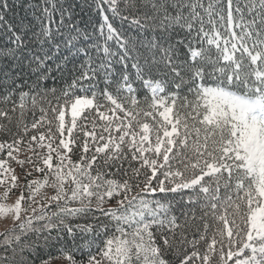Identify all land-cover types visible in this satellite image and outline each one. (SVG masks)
Segmentation results:
<instances>
[{"label":"snow or ice","instance_id":"snow-or-ice-1","mask_svg":"<svg viewBox=\"0 0 264 264\" xmlns=\"http://www.w3.org/2000/svg\"><path fill=\"white\" fill-rule=\"evenodd\" d=\"M107 2L112 12L116 13V0ZM234 2L226 0L225 14L224 7L217 11L211 2L205 8L199 0H151V13L140 16L137 0H127L131 22L139 28L171 33L178 26L188 33L186 38L177 39L175 43L168 39L163 43L153 40L145 45L151 55L144 56L143 63L138 54L136 63L132 65L137 69L136 78L151 92L150 100L145 98L146 108L140 111L126 107V104H131L139 108V101L131 95L135 89L127 75L114 81L115 92L110 90L114 61L109 56L117 54L109 53L107 41L115 38L119 42L123 49L119 53L122 64L133 50L126 40H120L111 23L101 25L99 29L103 34L104 28H107L103 46L105 56L100 61H94L88 47L81 46L82 41L90 39L88 33L82 34L79 27L74 26L67 36L64 35L63 19L55 32L49 26L54 23L51 16H47V23L43 17H38L39 33L33 30L31 22L26 24L23 20L19 35L9 26L8 30L14 36L13 43L18 49L26 48L25 38L29 32L39 45V51L33 52L27 63V69L34 77V88L30 87V91L38 92L42 86L47 87L42 85V81L48 79L53 71L47 62L59 53L62 46L68 53L63 57L65 63L80 53L87 57L80 62L77 74L68 85L69 89L79 85L83 94L63 91L64 104H58L52 112L58 121L56 130L61 136L65 131L71 136L78 117L87 118L89 112L95 113L92 130L88 131L85 125L83 136L90 137L94 143H101L95 144L91 156L82 154L77 161H73L59 149L62 146L71 152L69 145L75 144V138L68 142L60 139L54 148L55 133L52 132V122L48 121L49 143H43L45 133L39 134L38 141V147H46L47 154L37 153V161H29L35 171L44 174L43 180L29 181L21 187L17 183L18 177L13 174L10 187L0 198L6 200L12 188H20L13 205L0 203V217L6 218L11 214L13 220L12 229L3 234L0 264H48L40 255V237L35 234L53 228L66 231L73 238L77 231L84 236L91 234L93 241L101 231L104 232L102 246L97 245L96 253L89 247L85 253L86 260L81 264H171L168 253H178L186 245L196 249L200 241L206 245L203 254L197 250L188 253L185 249L178 264H194L196 259L202 264H229L230 261L232 264H264V0L250 5L245 3L244 7L250 13L259 8L248 21L239 4L233 9ZM68 7L71 8V5ZM198 9L207 13L209 23H212L213 14L224 21V31L213 25L210 37ZM8 10L6 0L0 3V11L4 13L0 15V23H3ZM44 11L47 12V9ZM234 11L238 15H234ZM129 18L122 17L125 20ZM236 28L240 29L239 33ZM194 44L200 45L199 50ZM205 44L208 47H204ZM212 45H215V58ZM95 50L100 51L101 46L96 45ZM237 52L239 57L235 55ZM221 60L228 62L226 67L220 66ZM16 68L23 70L22 62ZM16 68L0 70L6 78H13V85ZM61 69L62 65L58 63L55 70ZM101 78L106 87L97 92L93 82ZM125 91L130 95H122ZM25 95L28 93L21 92V100ZM69 105L71 127L66 129L65 115ZM20 107H24L23 103ZM117 113H122V116ZM0 116L7 117V113L0 112ZM141 116L151 117L152 123L139 119ZM44 119L42 115L40 121L33 122L32 129H36ZM96 119L105 121L99 133L96 131ZM23 132L27 134V126ZM113 132L117 135L113 136ZM153 134L154 142L151 139ZM31 141H37V137L33 135ZM21 142L22 137L14 138L7 145L8 157L16 159L13 152L18 150ZM4 147L5 144L0 143V149ZM29 147H32L31 142ZM89 151V142L85 140L82 152ZM53 152L58 158L55 164ZM129 159L139 162L138 168L129 165L131 177L123 167ZM17 163L22 165L24 162L17 160ZM105 168H116L123 177L129 178L108 179ZM0 169L9 171L3 161H0ZM141 169L149 170L142 181L139 179ZM158 171L164 179H158L153 185L152 180L157 179ZM26 175H31V172ZM222 182L225 189L223 196L220 195ZM233 182L235 197L230 194ZM4 183L6 181L0 179V185ZM32 185L38 186L37 191L50 187L54 194L37 201ZM25 189L29 192L27 198ZM189 189L188 204L196 205L201 196L205 201L198 218L199 225L194 212L182 211L184 223L181 224L178 217L169 215L170 205L147 199L149 194L153 197L157 193L181 194ZM25 199L30 201L28 207L33 213L27 223L21 220V212L28 211V208H22ZM36 203L40 204L39 211L32 207ZM69 203L78 206L69 207ZM108 204L112 206L106 207ZM49 205H54L50 214ZM209 216L222 225L214 229L210 240ZM70 217H81L86 222L66 223ZM33 220L44 223L36 228ZM189 220L195 227L193 235L198 234V239H188ZM16 229H19L18 233ZM43 239L47 247L51 233ZM66 258L75 264L70 255Z\"/></svg>","mask_w":264,"mask_h":264},{"label":"trees","instance_id":"trees-1","mask_svg":"<svg viewBox=\"0 0 264 264\" xmlns=\"http://www.w3.org/2000/svg\"><path fill=\"white\" fill-rule=\"evenodd\" d=\"M5 2V0H0V3ZM9 5V10L5 15V19L3 23H0V70L16 68L18 63L23 64V70L20 68H16V77L15 85H13V78H6L3 75V72L0 71V112H6L7 117L0 116V143L5 144L3 149H0V161L5 162V168L9 169V171L5 172L3 169H0V179H4L6 183L0 185V198L3 197L4 191L6 188L10 187V177L11 175H16L18 177L17 183L21 185V187L25 186L27 182L33 180L42 181L44 178V174L35 171L33 167V163L29 161L36 162L38 157L37 153L47 154V148H39V134L45 133L46 139L43 141L45 145L49 143L47 139V132L50 125L48 121H51L52 132L55 133L53 136V147H56L60 139H64L65 142L75 138V144H70V148H72L71 152L64 150L61 146L59 149L64 155L70 157L73 161H77L79 157L83 154L85 156H91L94 151L95 144L101 143L100 141H96L95 143L91 141L90 137H84L83 131L85 130V125L87 126V130H92V120L95 118V113L89 112L87 114V118L85 116L78 117L77 126L73 129L71 136H69L68 132L65 131L64 135L61 136L60 133L56 130V125H58V121L54 118V113L52 112L53 108H56L59 105L64 104V96L62 95L63 91L67 90L70 94H83L79 91V85L74 89H69L68 85L72 82L74 75L77 74L79 69V64L82 60L87 59L83 53H80L74 57H70L68 62L63 61V57L67 55V50L61 47L59 53L53 56L52 60H49L47 63L51 69H53L50 77L44 81H42V85H46L47 87H41L39 91H30V87L34 88L33 80L34 77L31 76V73L27 69L28 58L33 52L39 51L38 42L35 38L31 37V32H29L28 37L25 38L26 48L18 49L16 44L13 43V32L9 31L8 28L11 26L16 35L20 34V23L23 20L26 24L31 22L34 26L33 30L39 33L40 30V19L38 17H43L45 19V23H47V16H51L54 23L49 25L53 32L56 31V28L61 21L64 20V26L62 31L65 36L69 34L70 29L74 26H78L81 30V33L84 32L90 35V39L88 41H82L81 46H87L88 51L92 56L94 61H100L104 58L105 54L103 52V46L105 45V38L107 35V28H104L103 34L99 31L101 25L106 24L107 22L104 19V14L108 18L109 23L112 24L113 28L116 30L117 36H119L120 40H126L128 42L129 48L133 49L128 56V59L124 62V64L119 62V53L123 51L120 48L119 42L117 39H112L107 41V46L109 48V53H116L115 56H109L110 59L114 61L113 68L114 74L112 77L113 83L110 86V90L115 92L116 84L114 81L120 79L122 75H127L130 78V82L133 84V88L135 92L131 95H134L135 98L139 101V108H135V106L131 104H126V107L130 109H134L135 111H140V109L146 108L145 98L147 97L149 100L151 98V92L149 89H146L142 86L141 82L136 78L137 69L132 65L136 63V58L139 54L140 62L143 63L144 56H150L151 53L148 48L144 47L148 45L150 42L155 40L157 43H163L165 40L171 39L172 43H175V40L186 38L188 33L185 29H181L178 26L175 27L174 31L171 33H163L159 29L153 31L151 28L141 29L137 25L131 22V14L129 8L126 7L127 0H116L117 12L113 13L111 8L109 7V3L107 0H104L102 3L101 0H6ZM205 8L211 2L215 6V9L218 11L220 8H225L226 14V0H199ZM257 2V0H235L233 4V9L237 4L240 5L243 15L246 21L251 20L252 17L259 11V8L255 10V12L250 13L248 8H245V3L249 5L251 3ZM137 3L140 8L139 15L143 16L144 13H151V0H137ZM71 5V8L68 6ZM47 9V12L44 10ZM63 11V16H61V12ZM201 12V15L204 19V29L206 32L210 33L211 37V29L213 25H215L221 32L224 31L223 25L224 21L219 20V17L215 14L212 15L211 21L209 23V16L204 12L203 9H198ZM135 12V9L132 10ZM185 14H187V10H185ZM234 15H238L233 12ZM0 15H4L2 11H0ZM123 16H129L130 18L125 20L122 19ZM236 32H240L239 28L235 29ZM209 37V38H210ZM100 45L101 50L96 51L95 46ZM223 47V44L221 45ZM196 50H199L200 45L194 44ZM204 47H208L206 44ZM212 55L215 58L216 51L215 45L211 46ZM237 57L240 56V53L237 52L235 54ZM19 57V60L17 59ZM62 65L61 70H55L57 64ZM247 64V61H245ZM228 62L223 60L220 61V66H227ZM255 67V66H252ZM75 69V71H74ZM219 75V73H217ZM162 78V77H158ZM253 79L255 77L253 76ZM96 85V91L99 92L101 89H104L106 85L103 82V79H98L93 82ZM54 89V91H53ZM21 92L28 93V95L23 96L21 100ZM124 96L130 95L126 91L122 93ZM161 95H164L162 93ZM191 98V97H190ZM23 103L24 107L21 108L20 105ZM14 109V110H13ZM43 109V112L41 111ZM103 110V109H102ZM44 115L45 119L41 122L40 125L36 129H32L31 125L35 121H40L41 116ZM111 115V113H109ZM118 116H122V113H117ZM139 119L147 120L149 123H152L151 117H139ZM157 119L159 117L157 116ZM97 128L96 131L99 133L101 131L100 126L105 123V121H100L96 119ZM65 125L66 129L71 127V110L70 105L66 111L65 115ZM27 126L28 132L25 134L23 132V128ZM13 134H16L15 136ZM35 135L37 137V141H31V137ZM117 135L113 132V136ZM107 136V133H105ZM22 137V142L18 146V150L13 152V155L16 159H11L8 157L7 152L9 151L7 145L13 142L14 138ZM85 140H88L90 151L88 153H83V144ZM29 142H31L32 147H29ZM146 155L151 156V153H146ZM53 163H58V158L56 153H52ZM17 160L23 161L24 163L21 165L17 163ZM99 163V161L97 162ZM139 167L138 161H131L130 159L124 162V170L128 171L129 177H131V168ZM42 165V162H41ZM47 171V170H46ZM105 173L108 175L106 178L108 179H124L129 177H123L121 172L117 171L116 168H105ZM147 169H141V175L139 179L142 181L144 179V174ZM31 172V175H26V173ZM227 175V173H225ZM158 179H164L160 174V171L157 172V179H153V185L157 184ZM207 179V178H206ZM51 182V181H49ZM167 186V181L165 182ZM37 185H32V191L36 192V200L42 201L45 198L54 194V190L50 187H42L37 191ZM20 193V188H12L10 195L6 200L0 199V202L8 201L12 195ZM191 193V190H184L181 194L175 193H157L155 197L151 194L147 196L149 202L153 199L161 201V203H165L170 205L169 215H175L178 217V222L184 223V216H182L183 212H194L197 221L196 224L199 225V216L201 215V209L205 203L203 196H201L199 202L196 205L188 204V194ZM225 194V189L223 188V182L221 184L220 195L223 196ZM235 197L234 191V182H233V191L230 193ZM24 195L27 198L29 195L28 190L25 189ZM183 196V198H182ZM25 203H30L27 199L24 200ZM39 205V203H36ZM78 204L69 203V207H77ZM112 206L111 204L106 205V207ZM49 214L51 210H54V205H49ZM99 215V213H97ZM231 220V216H229ZM86 221L81 217H70L67 219L66 223L76 224V223H85ZM208 222L211 225L208 231V238L211 239L212 232L216 227H222L216 221H214L211 216L208 217ZM239 222V221H238ZM27 223V221L25 222ZM44 221L33 220V224L36 228H40ZM114 223V222H113ZM189 230H188V239H198V234L193 235L195 232V227L192 226L191 220H189ZM231 226V225H230ZM12 229V228H10ZM9 230V229H8ZM178 229L177 231H180ZM201 230H203L201 228ZM111 231V228L109 229ZM19 232V229H16V233ZM49 232L51 233V239L48 242V246L45 247V242L43 237L48 236ZM0 234V245L3 243V234ZM16 233H13L15 235ZM31 236V232L29 233ZM35 236H39L40 240L38 241L40 246V255L48 261V264H71V262L66 258L67 256H71L75 261V264H81L82 261L86 260L85 253L90 247L93 253L97 252V245L102 246V241L104 239V232L101 231L100 235L92 240L91 234L84 236V234L80 232L75 233V237L69 236L66 231H61L56 228L50 230H44L42 232H37ZM59 237V239H58ZM35 237H33L34 239ZM219 238V237H217ZM88 241L89 243H86ZM205 242L200 241L196 247L193 249L191 245H186L185 249L188 253H191L193 250L199 251L203 254L205 250ZM185 249H181L180 252H170L167 254V258L171 262V264H178V259L184 255ZM3 253L0 252V255ZM35 255V254H33ZM194 264H202V261L196 259ZM229 264H232L230 261Z\"/></svg>","mask_w":264,"mask_h":264},{"label":"rangeland","instance_id":"rangeland-1","mask_svg":"<svg viewBox=\"0 0 264 264\" xmlns=\"http://www.w3.org/2000/svg\"><path fill=\"white\" fill-rule=\"evenodd\" d=\"M160 95V94H159ZM160 119V118H159ZM152 141L154 142L155 136L154 134L151 136ZM20 193L12 195V197L8 201L0 202V203H6L7 205H13L15 201L17 200ZM29 203L22 202V208H28L27 212H21V220L27 221V219L31 218L33 216L31 208L28 207ZM32 207L36 208L38 211L40 209L39 205L32 204ZM13 227V220L11 214H9L6 218L0 217V234L10 228Z\"/></svg>","mask_w":264,"mask_h":264}]
</instances>
